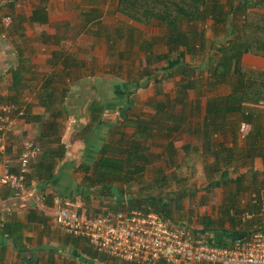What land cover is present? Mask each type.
Returning <instances> with one entry per match:
<instances>
[{"label":"crops","instance_id":"1","mask_svg":"<svg viewBox=\"0 0 264 264\" xmlns=\"http://www.w3.org/2000/svg\"><path fill=\"white\" fill-rule=\"evenodd\" d=\"M81 5L82 0H0V93L25 107L28 115L17 121L16 132L0 161L10 160L16 170L17 158L28 137L34 139L42 150L53 149V152H40L33 160L24 195L16 196L10 186L0 187V264H134L98 253L88 240L68 234L56 225L52 220L59 203L103 213L135 205L132 202L151 207L150 201L161 202L158 205L165 204L161 210L173 225H188L206 232L214 243L231 245L248 234L259 221L256 218L242 221L246 209L253 212L256 208L244 206L241 200L252 192L254 177L264 178V116L255 120L261 128L250 137V133L242 136L239 132L241 121L235 118L236 114L226 115V134H222L226 135V142H218L223 137L217 139L216 133L211 135L213 147H209L202 140V120L208 102L204 101L203 119L194 124V128L189 124L191 130L184 133L178 145L176 143V152H167L165 146L161 152L159 146L160 150L154 152L158 163L151 165L149 162L137 182L114 185L111 190H106V196L101 192V185H89L86 177L94 172L96 160L104 156L101 149L109 143L110 132L124 131L132 137L135 128L124 126L126 117L120 110L123 105L115 104L104 112V124L85 138L78 126L90 122L88 112L84 111L80 118L64 112L63 116L57 117V124L53 127L54 118L41 103L43 84L55 75L62 76L53 84L58 93L67 87L72 92L85 91L88 85H81L82 88L78 84H89V80L97 83V78L114 79L112 75L83 72L86 64L81 59L88 51L95 53V48L81 47L83 53L70 55L73 30H89L87 35L92 34L90 36L100 40L104 37L108 44L111 42V36L99 30L103 11L96 5L91 6L92 10ZM36 13L43 14L36 17ZM130 37L133 42V35ZM72 59L76 64L66 68L65 60L72 62ZM76 67V72L71 71ZM16 75H19L21 84L14 87ZM101 88L100 85L99 89L89 91L101 98ZM76 99L66 97V100L57 101L55 106L60 109L77 107V111L87 107L86 102ZM191 103L196 105L197 101ZM111 112L114 114L110 115ZM187 135L192 138L188 139ZM119 136L117 133L113 137L118 139ZM223 143L226 152H212L221 148ZM185 145L188 146L187 152L183 149ZM44 154L48 157L45 163L48 166L39 173L36 162ZM113 154L116 152L107 155ZM224 172L226 178L222 175ZM239 180L250 185L248 191L240 192L238 196V205L243 211L237 214L233 209L231 215H226L223 213L226 197L237 190L239 184L235 181ZM240 230L244 233H239ZM158 264L210 263L162 260Z\"/></svg>","mask_w":264,"mask_h":264},{"label":"trees","instance_id":"2","mask_svg":"<svg viewBox=\"0 0 264 264\" xmlns=\"http://www.w3.org/2000/svg\"><path fill=\"white\" fill-rule=\"evenodd\" d=\"M117 7L120 13L135 21L146 25L155 22L160 27L167 51L154 54L152 41L142 43L141 48L148 53L145 60L147 65H152L154 57L159 62L166 61L167 64L156 74L147 73L139 81L129 82L118 76L113 77L112 81L109 78H97V83H90L89 80V84H78L79 87L88 85L85 91L80 89L72 92L71 88L67 87L58 93L57 87L53 84L62 76L55 75L46 79L40 95L41 103L46 105V109L54 118L52 126L57 124V117L63 116L64 112L76 114L78 118L84 111L88 112L90 122L78 126L81 134H85V138L104 124L103 114L110 105H123L120 110L126 117L124 126L135 128L132 137H128L124 131H111L109 143L101 149L104 156L96 160L94 172L86 177L90 186L101 185V192L105 193V196L106 190H111L110 188L114 185L133 184L140 179L153 156L149 140H154L157 134L161 133L162 137L167 139L164 141H167L164 144L167 152H176L172 134L175 131H181L182 128L190 132L191 128L187 124L192 112L189 108L192 101L191 91L203 85L204 82L214 86L227 82L232 84L230 94L215 95L214 98L210 97L207 100V113L202 123L204 128L202 140L205 146L213 147L211 135L225 133L226 115L238 114L239 122L251 123L254 129L249 132L250 137L261 128L255 120L264 116V70H255L243 64L245 54L264 57V0H118ZM42 14L35 15L38 17ZM208 19H212L215 26L224 28V40L217 42V40L208 39L200 27V24ZM188 55L199 58L200 62L194 64L189 62L186 59ZM73 64H76L74 59L72 62L65 60L64 65L67 68ZM205 72L211 75L206 81H204ZM65 73L67 74V71ZM176 75H180V79L176 82L174 89L175 97L170 102L165 100L153 102L152 105L156 109L154 115L147 116L133 111V98L138 88L146 86L151 78L161 77V80L158 78L157 81L162 82ZM19 78V75L14 77V87L21 84ZM100 85L101 98L89 91L96 87L99 89ZM156 93L160 91L156 89ZM74 95L77 97L76 100L86 102L85 109L77 111V107L56 108L57 101L66 100V97L73 100ZM178 105L183 106L182 112L168 111L169 106L172 108ZM193 108L196 111L200 110L199 100ZM26 115L27 110L24 117ZM160 117L166 118L171 124L162 125ZM117 133L120 136L115 139L113 136ZM36 144L40 146L37 142ZM220 145L221 148L212 152H226L225 144ZM183 149L187 152L188 146H183ZM111 151L116 154L108 156L107 154ZM40 152H53V149L42 150L40 146ZM47 159V155L44 154L37 160L36 169L39 173L48 166L45 164ZM225 174L226 172L222 174L224 178H226ZM235 182L239 184V187L226 197V203L223 206V213L226 215H231L233 209L237 214L243 211L238 205V196L240 192L248 191L250 188V185H244L240 180ZM251 183V187L253 186L251 191L260 190L264 185V178L254 177ZM158 203L150 201L152 207L167 219L161 210L165 204L160 206ZM131 204L135 205L127 208L141 206L133 202Z\"/></svg>","mask_w":264,"mask_h":264},{"label":"built area","instance_id":"3","mask_svg":"<svg viewBox=\"0 0 264 264\" xmlns=\"http://www.w3.org/2000/svg\"><path fill=\"white\" fill-rule=\"evenodd\" d=\"M26 114V108L0 93V156L9 146L16 124ZM252 125L242 122L240 133L247 136ZM40 152L34 139L26 138L17 158V169L10 160L0 161V187L10 186L16 196L27 192L26 181L33 160ZM246 209L243 218L258 219L259 224L231 245L214 243L206 232L174 226L148 205L95 213L69 203H59L53 220L66 233L88 240L100 254L134 264L173 262L210 264H264V185L241 200Z\"/></svg>","mask_w":264,"mask_h":264},{"label":"rangeland","instance_id":"4","mask_svg":"<svg viewBox=\"0 0 264 264\" xmlns=\"http://www.w3.org/2000/svg\"><path fill=\"white\" fill-rule=\"evenodd\" d=\"M83 5H86V9L89 10H92V5H96L98 6L99 10L103 11V18L100 21L102 23V27L99 30H101L103 33L107 32L111 36V42L108 44V41L104 37L102 40H100L99 38H95L96 36H90L92 34L87 35L90 33L89 30L81 31L80 29L78 31L76 30L75 32L74 30L72 31V39L70 41L72 48L70 49V55L75 56L76 52L83 53L81 51L82 48L91 50L90 48L93 47L96 49L95 53H90L91 51L86 52V57H84L83 54L81 55L83 56L81 61L85 62L86 64L85 70H83V72H86L87 75L106 74L112 75L114 77L119 76L124 80L132 82L141 79L142 77L146 76L147 73L156 74L167 64V62L164 60L160 62L157 61L155 57L152 65H147L145 63L148 53L146 50L141 48L142 43L146 41H152L154 44V54H160L167 51V47L163 43L164 37L162 35V31L155 22L151 25H146L135 21L126 15L123 16L119 14L117 12L118 0H82L81 6ZM73 19L75 20L77 17H73ZM200 27L208 39L217 40V42L224 40V28H222V26H215L212 19H208L206 22L201 23ZM130 34L134 37L133 42L131 40L132 37H130ZM186 59L193 64L200 62L199 58L192 57L191 55H188ZM243 64L255 70H264V57L253 54H245L243 58ZM77 70V67L75 69L71 68V71L76 72ZM209 76L211 75L205 72L204 81L209 79ZM158 78L161 80V77ZM158 78H151L147 87L138 89L135 106L133 108L134 112L145 114L147 116L154 115L156 113V109L152 105L153 102L156 100H165L166 102H170V100L175 97L174 89L176 88V82L180 79V75L166 78L162 82H158ZM231 88V82H227L226 84L219 86H214L208 82H204L203 85H199L197 89H193L191 91L192 102L199 100L201 108L200 110L196 111L194 110L195 108H193L194 104L191 103L189 108L192 110V112L188 122V124L190 123L191 128H194V124L197 125L205 115L206 110L203 108L204 106L202 107V102L207 101L210 97L214 98L215 95L230 94L232 90ZM156 89L159 90L160 93H156ZM182 108V105L172 108L169 106L168 111L180 113L183 111ZM112 114H114V112L110 113V115ZM235 118H239L238 114H236ZM160 119L162 125L171 124L166 118L160 117ZM202 121H205V118ZM188 124L187 126H189ZM231 124H233L232 121ZM184 133L188 134V132L184 131V128H182L181 131H175L172 134V142L174 146H176V143L177 145L179 144L178 141L184 137ZM162 135L163 134L161 133L157 134L154 140H149V144L152 146V153L155 154L151 157V165H154L156 162L158 163V157L154 152H158L160 150L159 146L162 152L163 146L166 144L164 141L167 139H164ZM216 135H218L217 139H220L222 136L221 133H217ZM225 136H222L224 140L220 139L218 142H226ZM187 138H192V136L187 135ZM242 221H245V219H242ZM239 233H244V230H240Z\"/></svg>","mask_w":264,"mask_h":264}]
</instances>
